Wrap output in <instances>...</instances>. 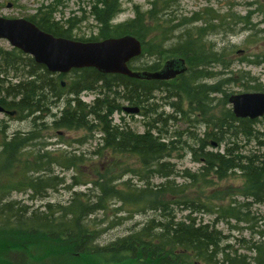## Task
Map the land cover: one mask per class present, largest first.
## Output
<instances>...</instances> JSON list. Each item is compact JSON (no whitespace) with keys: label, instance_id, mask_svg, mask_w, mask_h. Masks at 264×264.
<instances>
[{"label":"trees","instance_id":"trees-1","mask_svg":"<svg viewBox=\"0 0 264 264\" xmlns=\"http://www.w3.org/2000/svg\"><path fill=\"white\" fill-rule=\"evenodd\" d=\"M171 2L172 0H152L148 10L141 11L136 7L132 18L113 24L112 20L121 11L118 0H96L91 5L89 13L96 22L97 34L90 39L77 40L99 41L123 35L136 37L142 44V52L129 62L128 66L133 70L158 68L157 61L141 63L138 66L132 64L147 54V46L152 48L151 52L157 56V60L166 53L174 54L175 50L180 51L188 59L194 51L202 49L201 45H195L196 40L186 39L181 44L182 49L176 45L165 51L159 35L151 38L152 41L146 38L148 24L153 31H164L160 28L161 17L168 11ZM39 10L41 16L38 19L30 17L28 20L53 36L74 39L69 28L64 27L65 24L61 25L51 18L50 10H54L52 7L43 6ZM172 20L173 18L169 19ZM167 38L168 36H165L163 40ZM191 64L194 63H190V66ZM12 72L14 79L8 77ZM69 73L71 78L66 90L68 97L56 115L50 112L51 105H55L61 99L63 90L66 89L63 86L64 82L60 81L66 74L49 72L44 65L36 63L32 57L16 48L10 52L0 51V106L13 112L20 120L32 117L34 124L33 131L25 135L14 133L6 137L4 133L7 126L0 120V264H20L18 257L32 253L30 245H34L35 249L37 246L42 248L44 245L42 243L47 240L60 242L58 244L63 246L60 253H73L86 263L92 262L96 253L102 252L119 257L117 263L120 264H250L246 255L238 254L236 250L228 251L227 246L219 247V242L224 240L225 236L211 225L196 224L194 218L189 215L179 221L174 219L168 211V202L162 198L168 194L180 193L182 190L173 187L170 181L162 183L159 189L147 187H135L134 191H129L128 188L118 189L113 182L119 175L108 169L100 179L93 181L101 192L99 202L91 203L82 197V193L75 192L66 206L46 204L42 211L37 209L30 211L27 205L7 199L12 191L29 190L28 196L31 199L42 195L46 189L55 187L57 177L36 175L37 171L50 170L52 163H59L68 168L77 165L82 159L73 155L65 159L49 157L46 160L43 157L49 156L48 151L22 158L27 154L26 147L39 133L40 126L36 121L49 112L54 118L53 127L99 131L100 145L94 152L107 150L110 153L132 156L139 164L138 168L130 169L135 175L152 173L161 178H168L176 172L171 163L165 161L172 156L176 139L164 134L155 126L158 117L145 124L146 128L141 133L131 131L121 124H113L111 119L113 112L122 111L120 99L130 106H137L141 112L140 108L146 109L145 103L154 98L152 94L156 89L166 85L164 84L166 82L103 73L95 68L72 69ZM189 80L191 77L187 78V85L184 81L181 88L176 85L169 90L176 100L187 103L188 113L196 110L205 95V92L202 94L191 87L193 84L189 83ZM81 91L95 92L96 96L90 103H85L79 99ZM169 117L174 118L173 115ZM235 122L239 124L236 125ZM251 122L253 123L249 119L236 118L232 111L228 110L216 119L212 126L218 132L216 136L218 141H221L226 133L231 134L234 139L240 134L255 141V150L239 154L235 148L226 147L221 153L210 152L204 150L206 141L200 139V144L196 148L191 147V152L194 161L201 164L199 169L203 177L214 173L216 178L223 179L229 173L238 172L243 179L242 192L239 194L251 199L252 202L264 204V132H253ZM164 136L170 141H161ZM188 174L195 179L194 173ZM111 198L130 203L141 210L147 208L160 211L162 214L167 212L163 215L167 222L153 217L127 237L104 247H94L93 233L87 230V223L83 222V219L104 209L105 202ZM226 213L227 217L240 218L233 208L226 210ZM21 250L23 253L19 254ZM250 251L254 253L252 260L255 264H264V244L253 242ZM218 254L221 255L220 258H217ZM113 257L110 258L116 261Z\"/></svg>","mask_w":264,"mask_h":264},{"label":"rangeland","instance_id":"rangeland-1","mask_svg":"<svg viewBox=\"0 0 264 264\" xmlns=\"http://www.w3.org/2000/svg\"><path fill=\"white\" fill-rule=\"evenodd\" d=\"M95 1L0 0V17L38 19L41 16L39 8L50 6L54 9L50 10L51 18L61 25L65 24L64 27L69 28L74 39H90L97 34L96 22L89 13ZM151 1L118 0L121 11L114 17L112 23L132 18L137 8L141 11L148 10ZM195 16L200 20L197 22L190 20ZM170 18L173 20L169 21ZM181 24L183 25L180 26ZM161 25L160 28L164 31H153L148 24L146 38L151 39L159 35L165 51L181 43L186 35L195 34L202 37L207 46H212L211 53H217L215 60L218 61L213 66V72L224 74L216 75L207 82L223 79L220 85L223 87H221L222 91L209 96L211 98L209 107L204 111H197L195 108L196 110L188 113L187 103L172 97V91L169 93L172 86L179 85L180 81L170 80L164 83L166 85L162 86L161 90L152 94L154 98L145 103L146 109L140 108L142 113L128 115L123 111L113 112L111 119L113 124H121L131 131L141 133L146 128L145 124L158 117L155 126L164 134L176 139L172 156L165 160L171 163L176 172L168 178H161L152 173L135 175L130 169L138 168L139 164L132 156L110 153L107 150L94 152L100 145L99 131L88 132L85 129L69 130L53 127L54 118L50 116V112L58 115L65 104L68 97L67 84L71 78V74L68 73L60 79L66 89L63 90L61 99L56 102L58 106L51 105L50 112L41 115L42 118L36 121L40 126L39 133L37 132V138L26 147L27 154L22 158L48 151L49 156L43 157L46 160L49 157L65 159L73 155L82 159L77 165L68 168L59 163H52L50 170L37 171L36 175L57 177L55 187L46 189L42 195L31 199L28 196L29 190L12 191L7 199L27 205L30 211L34 209L42 211L46 204L66 206L75 192L82 193V197L91 203L99 202L101 192L93 181L100 179L108 169L119 175V178L113 182L118 189L128 188L129 191H134L135 187L159 189L162 183L170 181L173 187L182 190L180 193L168 194L162 198L168 202V211L175 220L179 221L189 215L195 219L196 224L211 225L225 236L220 246L230 244L231 250L246 255L248 262L255 264L252 260L254 253L250 248L253 242L264 244V204L252 202L251 199L239 194L242 192L243 179L238 172L229 173L223 179L216 178L214 173L203 177L199 169L201 164L194 161L191 147L196 146L200 139H204L206 141L204 150L210 152L221 153L226 147H230L235 148L239 154H246L256 149L255 141L240 134L234 139L231 134L226 133L222 136L223 139L218 141L216 139L218 132L213 128L212 123L223 113L231 110L227 96L242 92H264V0H172L168 11H165L161 17ZM202 28L204 31L199 33ZM165 36L168 38L164 41ZM13 49L15 48L6 39L0 38V51L10 52ZM147 49V54L135 60L133 65L138 66L152 61H159L161 65L164 60L177 54L166 53L157 60V56L151 52L152 48L147 46ZM8 77L14 79L13 72ZM226 78H232L233 81L225 83ZM95 96V92L81 91L79 99L90 103ZM119 102L121 106L129 105L121 99ZM181 109L182 111H179ZM169 115H173L174 118ZM31 118L23 120L16 117L7 118L0 113V120L7 119L9 123L8 126L6 125L8 136H5L10 137V134L16 132L26 134L33 131L34 124ZM238 124L239 122L236 123ZM250 125L254 129L253 132H264V116L251 122ZM188 173H194L195 179L193 180ZM191 203L198 204L200 208L190 206ZM232 208L237 211L240 218L227 217L226 210ZM166 214L167 212L162 214L154 209L141 210L131 206L130 203L111 198L105 202L104 209L88 215L83 222L87 223V230L93 233L92 246L99 248L138 230L153 217L162 221L165 217L163 215ZM58 243L60 242L47 240L42 243L44 244L42 248L37 246L36 249L34 245H30L32 253L23 254L17 260L20 264H120L117 263L119 257L102 252L96 253L92 262L86 263L84 259L73 253H60L63 246ZM22 253L21 250L19 254ZM110 257L115 258L116 261Z\"/></svg>","mask_w":264,"mask_h":264},{"label":"water","instance_id":"water-1","mask_svg":"<svg viewBox=\"0 0 264 264\" xmlns=\"http://www.w3.org/2000/svg\"><path fill=\"white\" fill-rule=\"evenodd\" d=\"M0 38L6 39L12 47L31 56L52 73L64 74L72 69L95 68L103 73L137 79L168 80L180 72L174 67L175 60L166 61L163 68L152 72L130 69L128 62L141 54L142 47L141 42L132 35L80 41L53 36L25 18L0 17ZM228 100L233 114L238 118L255 119L264 115V92L235 94ZM3 110L0 106V112ZM122 110L136 114L139 108L123 106Z\"/></svg>","mask_w":264,"mask_h":264},{"label":"flooded vegetation","instance_id":"flooded-vegetation-1","mask_svg":"<svg viewBox=\"0 0 264 264\" xmlns=\"http://www.w3.org/2000/svg\"><path fill=\"white\" fill-rule=\"evenodd\" d=\"M190 20H192L193 22H197V21L200 20V18L195 16V17H192ZM238 22H241V21H238ZM182 25L183 24H181L180 26H182ZM201 31H204V28L200 29L199 33ZM186 39L188 41H190V39L191 40H196L195 45H201L202 46L201 51H194L193 55L188 58L189 61H190L189 62L188 59L186 57H184L180 51L176 50L175 54L176 53L177 54L172 56V57H170V58H167L166 60H164L161 65L159 64V66H158V68L156 70H160L161 68H163V66H164L166 61L175 60L174 67L179 69L180 72L177 73L176 76L174 78H171L170 80H175V79L179 80L180 84L177 85V86L179 88H181L182 85H183V82L185 81L186 85H187L188 84L187 78L191 77L192 81L189 80V83H192L193 85H190V86L191 87L193 86L196 91H199L202 94H204V92H205V95L203 96L202 103H206L207 107H209V101L211 100V98L209 96L211 94H214V93L222 91V89H221L222 86H220V85L222 84V80L223 79H218L217 81H214L212 83H208L207 80L214 78L216 75L220 76V75H222L224 73H221V72L215 73V72H213V66H214L215 62H218V61L215 60L217 53H215V52L211 53V48H212L211 45L207 46V44L202 40V37H199L198 34L186 35L184 37L183 41L180 44H177L179 49H182V45L181 44ZM179 45H181V46H179ZM190 63H194V64H191V66H190ZM156 70H147V71L152 72V71H156ZM170 80H165V81H162V82H168ZM224 80L226 81L225 83H227L228 81H233L232 78H226ZM148 81H150V80H148ZM216 85H217V88H216ZM242 93H244V92H242ZM236 94H240V93H236ZM232 95H235V94H232ZM232 95L227 96V102L229 104H230V102H229L228 99ZM231 111H232V109H231ZM0 113L3 116L7 117V118L8 117L9 118H15L16 117L13 112H11L9 110H6V109H4V111H2ZM257 119H259V118H257ZM257 119H255V120H257ZM255 120H251V121H255ZM1 121H2V123L4 125L8 126L9 123H8L7 119H1ZM6 130H7V128H6ZM6 130H5V132H6ZM5 135H7V132L5 133ZM12 135L13 134H10L9 136H12Z\"/></svg>","mask_w":264,"mask_h":264},{"label":"bare ground","instance_id":"bare-ground-1","mask_svg":"<svg viewBox=\"0 0 264 264\" xmlns=\"http://www.w3.org/2000/svg\"><path fill=\"white\" fill-rule=\"evenodd\" d=\"M163 86H164V85H163ZM212 86H213V85H212ZM158 90H161V89H156L155 91H158ZM178 93H179V92H178ZM202 101H203V100H202ZM204 101H205V100H204ZM202 104H203V103H201L200 105H202ZM200 105H199V106H200ZM199 106L196 107L197 111H200V110H201V111H204V109L207 108V104H206V103H204V104L201 106V108H199ZM17 133L20 134V135H25V134H22L21 132H16L15 134H17ZM162 134H163V133H162ZM7 136H8V135H7ZM167 139H168V140H167ZM166 140H167V141H166ZM161 141L168 142V141H170V140H169V138H167L166 136H164V138H163ZM198 144H200V143H198ZM198 144H197L196 146H193V147L196 148V147L198 146ZM210 167H212V166H210ZM190 206H193V207H195V208H197V209L200 208V206H199L198 204H195V203H191ZM194 220H195V219H194ZM148 221H149V220H148ZM148 221H147V222H148ZM147 222H146V223H147ZM164 222H167V218H166V219L164 218ZM146 223H145V224H146ZM145 224H143V225H145ZM200 224H201V223H200ZM143 225H142V226H143ZM130 234H132V233H129L128 235H130ZM128 235H126V236H124V237H127ZM124 237H122V238H124ZM223 241H224V240H222V241L219 242V247L227 246V248H228L227 250L230 251V250H231V247H232L230 244H226V245H224V246H220L221 243H222ZM218 249H219V248H218ZM231 251H233V250H231ZM220 257H221V255L218 254V255H217V258H220Z\"/></svg>","mask_w":264,"mask_h":264}]
</instances>
